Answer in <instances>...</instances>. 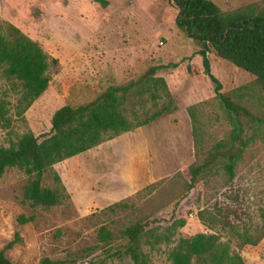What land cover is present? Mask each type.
Wrapping results in <instances>:
<instances>
[{"label":"rangeland","instance_id":"obj_1","mask_svg":"<svg viewBox=\"0 0 264 264\" xmlns=\"http://www.w3.org/2000/svg\"><path fill=\"white\" fill-rule=\"evenodd\" d=\"M103 1L105 7L96 0H0V24L19 29L49 62L46 90L21 114V84L6 78L0 66V99L9 118V126L0 127V147L14 145L27 133L48 134L51 117L61 107L91 102L155 65H176L155 74L165 80L175 110L51 167L41 186L57 189V174L65 198L50 209L24 202L29 178L17 168L6 169L0 177V252L13 264L66 258L88 264L101 257L96 241L101 226L121 248V231L141 223L147 231L141 249L151 264H170L178 241L197 234L218 236L243 264H264V238L254 247L237 249L245 233L254 240L264 232V142L249 145L232 181L220 161L184 195L183 179L196 153L227 141L232 130L203 69L200 46L175 26L177 10L168 0ZM210 1L224 12L264 2ZM207 60L221 93L254 90L253 78L245 72L211 53ZM160 104L155 108L147 102L146 108L153 113ZM116 203L126 207L108 209ZM21 216L32 220L20 224ZM179 221H184L182 227ZM105 264L131 262L121 255Z\"/></svg>","mask_w":264,"mask_h":264},{"label":"trees","instance_id":"obj_2","mask_svg":"<svg viewBox=\"0 0 264 264\" xmlns=\"http://www.w3.org/2000/svg\"><path fill=\"white\" fill-rule=\"evenodd\" d=\"M96 1L102 7L107 5L103 0ZM168 1L177 10L175 26L200 46L203 69L214 84L215 97L232 127L227 141L215 143L204 153H196V160L188 166L187 177L183 179V192L186 195L195 187L198 179L210 173L220 161L224 162L223 170L228 181H232L237 162L249 145L257 139L264 142V2L224 12L210 0ZM210 53L251 76L254 90L243 87L231 94L221 93V84L209 71L207 56ZM52 63H56L55 60ZM0 66L6 78L21 84L22 94L18 104V114H21L48 86V57L19 29L10 24H0ZM175 67V64L151 66L136 81L111 86L91 102L61 107L51 117L48 134L35 137L27 133L14 145L0 147V177L6 169L17 168L29 178L22 191L24 202L32 208L42 209L58 205L65 198L60 177L53 175L58 188L50 189L41 186L43 175L55 164L74 158L112 137L147 126L175 110L165 80L155 77L157 72ZM157 101H161L159 109L149 112L146 103L150 102L157 108ZM127 113L130 117H127ZM7 114L6 105L0 99V127L9 126ZM247 130L251 131L249 136L245 134ZM193 136L194 140H198L197 134ZM124 207L125 204L116 203L108 209L113 211ZM198 217L201 220V213H198ZM31 220V217L21 216L18 222L24 224ZM178 225L182 227L184 221H179ZM146 234L145 226L141 223L126 227L120 233L123 244L118 248L114 246L112 233L101 226L96 233L101 257L88 264H105L107 260L121 255L126 256L131 264H151L141 249V241ZM263 238L264 232L254 240L245 233L237 249L244 245L254 247ZM159 241L158 237L155 238V243ZM12 245V242L9 243L7 248ZM169 261L170 264H243L241 256L232 252L228 244L220 242L218 236L204 234L180 239L170 252ZM0 264L13 263L0 252ZM39 264L75 263L66 258L43 259Z\"/></svg>","mask_w":264,"mask_h":264}]
</instances>
